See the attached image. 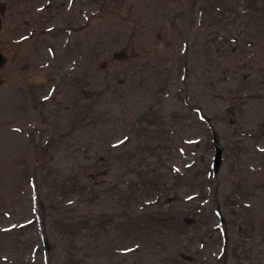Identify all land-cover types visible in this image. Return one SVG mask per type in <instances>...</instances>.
I'll return each mask as SVG.
<instances>
[{
    "label": "rangeland",
    "instance_id": "rangeland-1",
    "mask_svg": "<svg viewBox=\"0 0 264 264\" xmlns=\"http://www.w3.org/2000/svg\"><path fill=\"white\" fill-rule=\"evenodd\" d=\"M0 15V264H264V8Z\"/></svg>",
    "mask_w": 264,
    "mask_h": 264
},
{
    "label": "water",
    "instance_id": "water-1",
    "mask_svg": "<svg viewBox=\"0 0 264 264\" xmlns=\"http://www.w3.org/2000/svg\"><path fill=\"white\" fill-rule=\"evenodd\" d=\"M2 28V17L0 16V30ZM113 58L116 59H125L127 56V52L125 50H119L112 54ZM5 62V57L2 53H0V67L3 66ZM1 83V81H0ZM206 122H209V118H205ZM212 146H213V157H212V172L216 174L221 166L222 163V154H223V146L219 141V135L217 132L212 131ZM220 219L222 220L221 215L219 214ZM222 222V221H221Z\"/></svg>",
    "mask_w": 264,
    "mask_h": 264
},
{
    "label": "trees",
    "instance_id": "trees-1",
    "mask_svg": "<svg viewBox=\"0 0 264 264\" xmlns=\"http://www.w3.org/2000/svg\"><path fill=\"white\" fill-rule=\"evenodd\" d=\"M261 1L264 0H235L237 6L244 8L245 11H258L264 8L263 4H259Z\"/></svg>",
    "mask_w": 264,
    "mask_h": 264
}]
</instances>
